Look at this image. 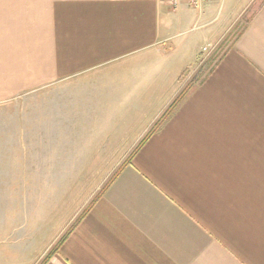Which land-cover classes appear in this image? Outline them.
I'll return each instance as SVG.
<instances>
[{"label":"crops","instance_id":"obj_1","mask_svg":"<svg viewBox=\"0 0 264 264\" xmlns=\"http://www.w3.org/2000/svg\"><path fill=\"white\" fill-rule=\"evenodd\" d=\"M189 1L0 0L7 256L264 264V0H212L202 12ZM239 17L241 32L169 115L185 60L206 47L174 42L176 27L216 26L204 34L212 46ZM117 150L128 161L65 232L56 209L107 174Z\"/></svg>","mask_w":264,"mask_h":264},{"label":"rangeland","instance_id":"obj_2","mask_svg":"<svg viewBox=\"0 0 264 264\" xmlns=\"http://www.w3.org/2000/svg\"><path fill=\"white\" fill-rule=\"evenodd\" d=\"M240 14V12H239ZM238 16V15H237ZM239 17L238 22L235 24V26H220L218 27V44L215 45L213 44L212 46H209V41L208 38L205 37L204 34L208 35L209 30H211L213 27L216 26H207L203 24L205 22H199L198 26H177L176 31H175V38L173 39L174 42H184L187 41L188 39L194 40L195 44H201L205 45L206 50L203 49L201 51V55L196 58V60L191 57H187V60H185V69L183 72L184 79L181 82V91L182 93L178 97H185L187 93L190 92L191 89L195 85L201 81L206 73V71L209 70L210 66L214 61L217 59V57L221 54L223 51L224 47L235 39V37L238 36V34L241 32L242 28L244 26H241L242 18ZM244 24V23H243ZM242 24V25H243ZM221 34V35H220ZM208 46V47H207ZM214 47V48H213ZM182 50V49H180ZM175 92L177 91L174 88ZM177 101V100H176ZM117 157H112V160L109 161V164L107 162L106 164V170L108 171L107 174H101L99 176H95V180L97 181L96 178L99 179V182H96L94 180L92 182V188L88 189L86 191H80V192H69L68 193V199H69V206L62 207V208H57L56 211L59 213L60 217L62 219L65 218V216L68 214L69 218V223L67 227L65 228V232L69 231L75 222L83 215L86 210L90 207V205L94 202V200L102 193L103 189L106 187L108 183L114 178L115 173L121 167L126 161H128L125 158L119 157L122 155V152H119L117 150ZM102 163H105V161H102ZM104 170V169H102ZM73 203V204H72ZM67 209V212H66ZM61 210V211H60ZM63 211V212H62ZM62 212V213H61ZM39 223V222H38ZM51 223V222H49ZM32 224V223H31ZM52 225V231H55L57 224L56 223H51ZM50 224H47L49 226ZM28 228V223L25 224L24 229H21V231L18 234H23ZM65 232H63L65 234ZM17 234V235H18ZM63 234V235H64ZM14 241H17L18 239H13ZM60 239L56 241V243L59 242ZM12 240L6 239V242L4 244L0 243V264H28L25 260H22L24 257L23 255H17L16 257L12 258L11 256H7L3 251L8 250L12 248ZM30 242L31 244L34 242V240L28 237H25L21 239V244L23 247H28ZM28 244V245H27ZM4 255H3V254Z\"/></svg>","mask_w":264,"mask_h":264},{"label":"built area","instance_id":"obj_3","mask_svg":"<svg viewBox=\"0 0 264 264\" xmlns=\"http://www.w3.org/2000/svg\"><path fill=\"white\" fill-rule=\"evenodd\" d=\"M212 0H190L189 3L192 8L202 12L203 8L208 5ZM180 4V0H171V6L176 9ZM214 48V47H213ZM206 50V48L204 49Z\"/></svg>","mask_w":264,"mask_h":264},{"label":"trees","instance_id":"obj_4","mask_svg":"<svg viewBox=\"0 0 264 264\" xmlns=\"http://www.w3.org/2000/svg\"><path fill=\"white\" fill-rule=\"evenodd\" d=\"M182 100L183 97L174 103V105L172 106V111L169 113V115L172 114L173 110L178 106L179 103L182 102Z\"/></svg>","mask_w":264,"mask_h":264}]
</instances>
